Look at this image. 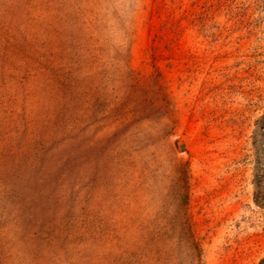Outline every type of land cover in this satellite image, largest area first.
Masks as SVG:
<instances>
[{"label": "rangeland", "instance_id": "rangeland-1", "mask_svg": "<svg viewBox=\"0 0 264 264\" xmlns=\"http://www.w3.org/2000/svg\"><path fill=\"white\" fill-rule=\"evenodd\" d=\"M0 264H264V0H0Z\"/></svg>", "mask_w": 264, "mask_h": 264}]
</instances>
